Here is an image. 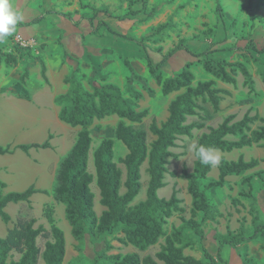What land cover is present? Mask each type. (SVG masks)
Returning a JSON list of instances; mask_svg holds the SVG:
<instances>
[{"label": "rangeland", "instance_id": "rangeland-1", "mask_svg": "<svg viewBox=\"0 0 264 264\" xmlns=\"http://www.w3.org/2000/svg\"><path fill=\"white\" fill-rule=\"evenodd\" d=\"M130 2L134 4L130 5ZM226 22L237 20L235 28L225 29L215 15V0H148L143 7L139 0H16V6L24 16L23 23L38 19L29 27H17V32L0 42V49L12 51L17 59L14 68L3 66V142L4 146H14L16 143H43L48 140V149H32L30 154L15 151L12 156H3V163L8 162L3 169V180L6 184L3 193L21 191L30 185L36 189L45 190L47 194L37 193L32 196L30 203L9 204L5 211L10 215L11 222L5 224L0 219V237H4L8 228L18 217L35 220V227L42 226L49 231L52 225L58 227L64 234L65 256L63 264H90L95 254L106 250V244L111 254L136 253L140 258L154 257L164 245V237L144 251L137 250L128 244L119 242L123 235L118 231L100 236L92 242L88 237L82 244L76 242L70 233V226L65 219L64 205L52 196V189L60 161L73 146L79 127L69 126L58 119L59 105L55 98L67 91L65 78L77 70L79 79L87 90L92 85L100 84L98 74L105 77L106 82L119 87L123 94L133 99L132 92L141 96L136 101L138 111L147 110L146 117L141 123L125 124L135 129H141L147 134V143L154 139L149 131L150 124L155 121L158 125L168 116L170 101L182 91L167 96L161 94L160 86L148 73L145 54L152 59L157 51L166 54L179 40L184 39L187 45H193L195 51H201L215 61L222 60L226 64L241 63L249 71L254 83L251 91L245 84V78L238 71L236 83L224 84L215 81V85L228 91L222 94V107L214 112L207 101L198 100L197 115L188 117L187 122L202 123L199 129H194L191 136H180L175 146L170 149L172 156L168 157L167 173L164 187L158 191L160 198L168 199L172 190L177 191L181 200L183 213H174L165 225L167 234L174 228L181 230L183 236L192 245L184 248V254L202 260V247L211 252L210 244L218 236L227 233L244 231L251 235L254 231V216L258 222H264V209L259 208L257 194L264 191V140L249 147L234 149L230 152H214L226 161L233 162L242 158L245 161L257 159L258 165L239 176H230L221 188L206 191L210 203V212L206 217L201 213L195 215L191 211V198L187 193V181L182 178V169L192 172L195 160L194 149L190 145L197 144L198 137L216 128L226 118L233 114L234 122L245 113L255 116L250 124V131L263 126L264 115V0H219ZM130 11L137 12L131 15ZM94 19V27L86 19ZM122 19V20H121ZM99 21L106 22L109 29L102 27L98 32L94 28ZM253 23V27L251 24ZM161 26H165L160 28ZM227 28V29H226ZM111 30V31H109ZM126 36L119 37L115 33ZM250 33L256 43L257 51L243 48L247 42L239 40ZM227 42L212 45L224 40ZM18 45L22 51L15 53L13 46ZM227 48V49H225ZM228 50L217 51L214 50ZM210 50V51H207ZM214 51L213 53H211ZM146 52V53H145ZM244 55V56H243ZM127 60L131 70L125 66ZM159 57L157 55V60ZM41 62L45 66L44 76L41 73ZM190 66L194 74L195 85L199 81L215 78L204 71L197 60ZM229 71L231 68L226 67ZM26 69L28 75L25 83H19V75ZM175 69V68H174ZM162 71L167 77L175 73L173 69L163 65ZM5 95L16 99L8 100ZM121 120L116 115H110L101 120H95L89 127L92 138L88 156V171L94 176L92 153L104 138L114 140V162L122 172V183L125 180V167L121 160L126 154V148L114 139V130ZM17 126L21 130L17 131ZM247 132V134L250 133ZM238 139V137H228ZM6 157V158H5ZM13 160V161H12ZM12 163V164H11ZM15 166L13 174H8L10 167ZM147 162L141 166V190L131 205L145 199L148 182ZM22 169V172H20ZM218 166H213L208 178L201 182L205 186L209 181L216 180ZM251 176V189L244 178ZM94 194V210L100 216L104 208L99 203V192L95 179L91 184ZM122 186L120 193H124ZM47 212L51 221L47 218ZM180 217L186 220L194 219L201 225L204 239L198 237L181 224ZM263 220V221H262ZM49 239L37 238L41 252ZM263 239L260 235L238 245L233 252L239 256L230 264H264ZM216 252H212L215 255ZM17 253H11L10 260H18ZM228 262V261H227ZM38 264H43L41 257ZM229 264V263H228Z\"/></svg>", "mask_w": 264, "mask_h": 264}, {"label": "trees", "instance_id": "trees-1", "mask_svg": "<svg viewBox=\"0 0 264 264\" xmlns=\"http://www.w3.org/2000/svg\"><path fill=\"white\" fill-rule=\"evenodd\" d=\"M143 7H146L148 0H139ZM130 5L134 2H130ZM215 15L223 29L226 25L228 29L235 28L237 20L233 19L226 22L219 0H215ZM131 15L137 12L130 11ZM86 19L89 25L94 27V19ZM122 20V19H121ZM35 19L29 23L19 24L18 27H29L37 23ZM253 27V23L251 24ZM102 27L108 26L106 22L99 21L94 28L98 32ZM165 26H161L163 28ZM227 29V28H226ZM111 31V30H109ZM115 33V32H113ZM115 35L126 38V36L115 33ZM252 35L240 37L239 40L246 41L243 48L257 51L256 43L251 39ZM217 41L215 45L227 42ZM186 40L181 39L166 54L157 51L159 60L153 59L146 53L145 63L148 73L160 86L161 94L167 96L174 92L182 91L172 99L168 106L167 119L158 125L153 121L149 126L150 133L155 139L148 144L147 134L141 129H135L131 125L125 124L124 120L131 123H141L146 117L147 110L138 111L136 101L140 94L130 92L133 99L126 97L122 90L116 85L106 82L104 76L98 74L100 84L92 85L91 90H87L79 79L77 70L70 73L65 78L68 85L67 91L55 98L59 105V121L72 126L79 127L76 140L60 161L56 182L52 189L54 200L64 205L65 219L68 222L73 239L82 244L86 237L95 242L97 238L112 234L118 230L123 238L119 240L122 244H128L137 250L144 251L155 245L160 238L164 237L162 249L154 257L145 256L140 258L136 253L111 254L106 251L110 245L106 244V250H101L95 254L90 264H228L222 258L221 252L224 246L235 248L238 245L260 235L263 239L262 250L264 251V222H258L259 218L254 216L252 221L255 225L251 235H246L244 231L239 233H227L225 236H218L214 240L217 242V251L212 255L205 247H202L203 259L199 260L184 254V248L190 247L192 243L187 240L180 229L174 228L172 233L167 234L165 225L174 213H183L180 206L181 200L177 197V191L172 190L168 199L160 198L158 191L164 187V178L167 173V158L172 156L170 151L175 146V142L180 136H191L194 129L203 126L202 123L187 124V117L197 115L198 100L207 101L216 112L219 110L221 101L220 94L229 93L214 87L213 80L199 81L195 85L194 74L190 69L194 62H189L179 71L164 76L162 67L167 61L180 51H190L186 48ZM227 49V48H225ZM15 53L22 51L18 45L13 46ZM210 51V50H207ZM228 51V50H214ZM212 51L211 53H213ZM264 48L259 51L263 53ZM205 53L194 55V58L201 63L206 73L214 78L230 84H235L234 76L238 73L245 78V84L250 90H254V84L247 68L241 63L234 65L226 64L218 60L216 68L215 61L208 58ZM244 56V55H243ZM14 68L17 66V59L12 51L0 49V64ZM126 67L131 70L127 60L124 61ZM226 67H230L227 71ZM41 73L44 76L45 66L41 62ZM28 71L24 69L19 76V83L24 84ZM110 115H116L121 121L118 122L114 130V139L121 142L126 148V154L121 160L125 167V180L122 183V172L114 162V140L104 138L92 153L94 176L88 171V156L91 149L92 138L89 127L95 120H101ZM233 116H227L222 123L211 129L208 133H203L198 137L197 146L204 145L221 152H230L234 149L249 147L264 140V125L256 130L250 131V124L256 118L245 114L241 120L231 122ZM264 124V117L262 118ZM247 134V132H249ZM228 137H238V139H228ZM50 144L47 141L38 144H21L15 147L0 146V155L11 154L16 149L27 153L30 149H48ZM191 173L186 168L182 169V178L187 181V193L191 197V211L195 215L201 213L206 217L210 212V203L206 191L221 188L225 184L228 176H239L248 170L255 168L259 161L251 159L244 161L239 158L237 161L229 162L221 159L218 165V177L216 180L209 181L205 186L201 182L208 178L212 166L202 165L195 155ZM147 162L148 182L145 199L135 205H131L141 190V166ZM95 179V184L99 192V203L104 208L100 216L94 210V194L91 191V184ZM248 188L251 189L249 182L251 176L243 179ZM124 193H120L121 187ZM5 184L0 181V219L3 223L11 222L10 215L5 211L9 204L30 203L33 195L37 193L47 194L45 190H38L30 186L22 192L3 193ZM47 218L51 221V216L47 212ZM181 224L188 227L200 241L204 239L201 225L194 219L186 220L180 217ZM42 237L47 240L41 252L37 245V238ZM11 253L20 255L18 260H10ZM65 256V239L63 232L52 225L50 230H45L42 226L35 227L34 219L18 217L10 228L7 229L4 237L0 238V264H38L41 257L43 264H63Z\"/></svg>", "mask_w": 264, "mask_h": 264}, {"label": "crops", "instance_id": "crops-1", "mask_svg": "<svg viewBox=\"0 0 264 264\" xmlns=\"http://www.w3.org/2000/svg\"><path fill=\"white\" fill-rule=\"evenodd\" d=\"M186 48L190 51V53H187L186 51H180V52H178V53H176L174 56H172L168 61H167V63L166 64H164V65H167V67H170L171 69H173V71L174 72H177V71H179L183 66H185L187 63H189V62H194V61H196L197 59L196 58H194V55H198V54H201V53H203L205 50H206V48L204 49V50H201V51H195L194 50V47H193V45H187V42H186ZM156 59H157V55L155 54V56H154ZM158 57H159V55H158ZM160 58V57H159ZM196 63V62H195ZM3 63H1L0 64V146L1 147H3V144L1 143V141L3 142V116H2V113H3ZM6 67V66H5ZM175 68V69H174ZM228 71V70H227ZM230 71V70H229ZM20 76V75H19ZM236 76H237V74L234 76V78H235V81H236ZM209 80H211V79H209ZM213 80V79H212ZM214 81V83H215V81H218V83H224V84H230V83H225V82H222V81H220V80H218V79H216L215 78V80H213ZM236 83V82H235ZM254 84V83H253ZM232 85H234V84H232ZM214 87L215 88H218V89H220V90H224V91H226V92H228L227 90H225V89H223L222 87H219L218 85H217V82H216V85L214 84ZM220 96H221V101H222V94H220ZM4 97H6V98H8V100H11L12 101V99H16V98H14L13 96H10V95H5ZM174 99V98H173ZM221 101H220V103H219V110H220V108L222 107V104H221ZM210 104V103H209ZM212 107V106H211ZM213 109V108H212ZM218 110V111H219ZM214 111V110H213ZM218 111H216V112H218ZM58 112H59V110H58ZM215 112V111H214ZM245 114H247L248 116H251L250 114H248V113H245ZM244 114V115H245ZM232 116L233 114H230V113H228V115L227 116ZM244 115H242L241 117H240V119H237V120H235V121H239V120H241L242 119V117L244 116ZM58 116V115H57ZM226 116V117H227ZM168 117V116H167ZM191 117V116H190ZM251 117H255V116H251ZM263 117H264V115H263ZM262 117V118H263ZM261 118V119H262ZM187 120H188V117H187ZM186 123L187 124H190V123H194V122H190V123H188L187 121H186ZM222 123V122H221ZM220 123V124H221ZM219 126V125H218ZM217 126V127H218ZM18 128H17V131L18 130H21V127L19 128V126H17ZM22 131V130H21ZM47 141V140H46ZM31 143H36V142H31ZM31 143H26V144H31ZM23 144V143H22ZM39 144V143H38ZM41 144V143H40ZM17 145H21V143H16V145H14L13 147H15V146H17ZM7 146H9V145H7ZM4 147H6V146H4ZM12 147V146H11ZM18 149H16L15 151H17ZM15 151L13 152V153H11V154H5V155H8V156H12L14 153H15ZM18 151H20V150H18ZM32 151V149H30L27 153H24V152H22V153H24V154H30V152ZM214 152H221V151H218V150H214ZM5 155H0V181L1 180H3L2 178H3V169L5 168V166L7 165V164H9L8 162H4L3 163V156H5ZM6 158V157H5ZM221 159H224L223 157H221L220 158V160ZM251 160V159H250ZM13 161V160H12ZM245 161V160H244ZM249 161V160H248ZM232 162V161H231ZM234 162V161H233ZM12 164V163H11ZM213 167V166H212ZM14 169L16 170V171H18V169L19 168H17V167H15V166H12V167H10V169H9V173L8 174H13V171H14ZM212 169V168H211ZM20 172H22V169H20ZM210 173V172H209ZM218 177V176H217ZM228 177H230V176H228ZM227 177V178H228ZM227 178H226V180H225V184H226V181H227ZM2 182V181H1ZM4 183V182H3ZM5 184V183H4ZM5 186H6V184H5ZM30 186H33V185H30ZM30 186H28V187H30ZM27 187V188H28ZM27 188H25V189H27ZM24 189V190H25ZM24 190H19V191H9V192H22V191H24ZM39 190V189H38ZM191 198V197H190ZM257 199H258V203H259V208L260 209H264V191L263 192H261V193H258L257 194ZM263 221V220H262ZM5 236V235H4ZM0 238H2V237H0ZM210 246H211V254H212V252L214 251V252H216L217 251V242L216 241H213L211 244H210ZM236 248V247H235ZM235 248H230L229 246H224L223 247V249H222V252H221V255H222V258L224 259V260H226V261H228V263L230 264L231 263V261H234V262H236L235 261V259L236 258H238L239 256H234L233 255V252H234V249ZM216 254V253H215ZM213 255V254H212Z\"/></svg>", "mask_w": 264, "mask_h": 264}, {"label": "clouds", "instance_id": "clouds-1", "mask_svg": "<svg viewBox=\"0 0 264 264\" xmlns=\"http://www.w3.org/2000/svg\"><path fill=\"white\" fill-rule=\"evenodd\" d=\"M24 22V16L16 6V0H0V42H4L17 32L19 24ZM202 165L218 166L220 156L212 148L204 145H190Z\"/></svg>", "mask_w": 264, "mask_h": 264}]
</instances>
